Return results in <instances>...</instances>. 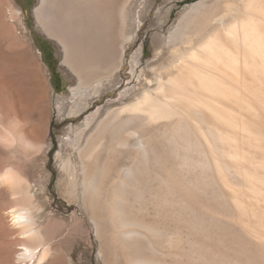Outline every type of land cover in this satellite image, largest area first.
<instances>
[{"label": "rangeland", "instance_id": "rangeland-1", "mask_svg": "<svg viewBox=\"0 0 264 264\" xmlns=\"http://www.w3.org/2000/svg\"><path fill=\"white\" fill-rule=\"evenodd\" d=\"M201 2L215 5L214 0H130L126 34L131 40L124 44L122 66L112 82L103 81L99 88L92 85L87 89L80 88L78 75L65 63L63 44L44 28L38 18L36 9L41 5L40 0H0V175L7 167H12L19 179L11 182L2 181L0 177V264H18L17 255L21 246L27 243L39 247L38 252L44 248L49 252L43 264H126L129 252L113 237L112 207L115 200L112 194L117 187V194L125 190L120 183L122 169L136 164L141 169L139 181L150 173L152 197L166 191L161 180L168 181L172 191L204 218L205 228L214 239L220 235L229 239L232 251L212 241L217 251L247 264H264V230L250 218L245 219L244 214L226 206L220 199L219 187L207 176L203 182L205 193L191 189L179 171L172 136L164 124L136 122L119 137L112 152L109 147L111 139L105 137L92 153L84 159L79 157V147H84L87 138L109 111L131 104L144 92L153 90L159 76L166 78L173 73L170 67L177 52L184 51L192 38L197 41L210 29L204 27L197 32L186 29L195 20L203 18H209L210 24L213 23L212 15L197 14L193 10ZM10 9L23 12L25 30L22 31L20 23L11 19ZM245 97L264 119V97L260 101ZM15 111L20 115L17 114L18 129L26 130L30 139L38 144L36 151L4 139L6 133L3 129L11 122L17 123ZM127 115L125 113L123 117ZM243 115L251 121L259 120L253 115ZM239 135L240 142L247 147L249 160L251 158L247 166L264 168V142L256 145L242 133ZM76 139L79 144L73 146ZM140 143L146 148V154H142ZM192 155L198 157L197 153ZM92 159L100 162L107 174L98 179V193L96 196L91 194L88 201L81 173L84 162L90 163ZM64 160L69 161L68 170L62 166ZM102 164L107 166L102 167ZM239 188L241 192L236 190L244 195L245 203L258 209L251 194L243 192V187ZM148 192L146 196L152 203L153 198ZM126 196L131 199L133 195L127 192ZM149 201L151 215H146V219L156 216L159 222L167 221L174 228L177 223L171 218L168 221L162 215H155L151 206L157 203ZM24 207L31 210L41 239H24L21 230L16 229L10 212ZM181 226L187 225L183 223ZM196 236L202 238L201 234ZM37 261V258L28 259L24 264H37Z\"/></svg>", "mask_w": 264, "mask_h": 264}, {"label": "bare ground", "instance_id": "bare-ground-1", "mask_svg": "<svg viewBox=\"0 0 264 264\" xmlns=\"http://www.w3.org/2000/svg\"><path fill=\"white\" fill-rule=\"evenodd\" d=\"M40 2L36 14L44 28L63 44L65 63L78 75L80 88L88 89L92 85L98 87L103 81L112 82L123 63L124 44L131 40V36L126 34L130 0ZM214 4L201 2L193 7L197 14L212 15L213 23L210 24L209 18H203L202 22L195 20L188 25L186 29L190 32H197L204 27L210 29L199 40L192 38L184 51L177 52L170 67L173 73L166 78L159 76L156 87L144 92L135 102L109 111L87 138L84 147H79V157L84 159L92 153L105 137L111 139L109 147L112 152L119 137L136 122L142 125L164 124L165 130H169L172 136L179 171H182L191 189L205 193L203 182L207 176L219 187L220 199L226 206L240 215L244 214L245 219L250 218L259 229L264 230V191L261 188H264V168L247 166L251 158L249 160L247 147L238 138L242 133L256 145L264 142V119L247 103L245 97L259 101L264 97V0H214ZM20 12L10 9L9 14L18 18ZM125 113L128 115L123 117ZM244 113L259 120H248ZM14 114L17 123L11 122L5 129L2 128L6 133L4 139L18 142L20 147L28 150L37 148L38 144L30 139L27 131L18 129L20 115L16 111ZM78 144L79 139H76L73 146ZM139 148L143 150L142 154L146 152L142 143ZM192 153H197L198 157ZM94 160L93 163L84 162L81 173L84 195L88 201L91 194L96 196L98 193V179L107 174L105 168L100 167L101 163ZM136 165H129V168L125 166L127 169L123 167L125 169H122L120 183L125 190L117 194V187V191L114 190L116 194H112L115 200L112 207L113 237L129 252L126 264H247L214 248L212 241L232 251L229 239L225 240L221 235L214 239L205 228L204 218L189 207L178 193L172 191L168 181L162 179L161 184L166 191L152 197L154 192L150 191V173L143 170L148 177L143 176L139 181L138 172L141 169ZM62 166L68 170L69 161L64 160ZM14 172L12 167H7L0 175L1 180L16 182L19 179ZM239 187L251 194L258 209H252L245 203L244 195L237 191L241 190ZM145 191L151 193L152 203H157L151 206L154 214L162 215L168 221L171 218L177 223L174 228L167 221L159 222L156 216L151 220L146 219L151 209ZM127 192L133 198L130 199V195L127 197ZM10 213L16 229L21 230L22 238L31 241L41 239L42 234L36 228L35 218L29 208L12 209ZM245 216L242 215L243 218ZM183 223L187 226H181ZM196 234H201L202 238ZM39 249L28 243L22 245L17 255L18 264L35 258L37 264H43L49 252L45 248L38 252Z\"/></svg>", "mask_w": 264, "mask_h": 264}, {"label": "built area", "instance_id": "built-area-1", "mask_svg": "<svg viewBox=\"0 0 264 264\" xmlns=\"http://www.w3.org/2000/svg\"><path fill=\"white\" fill-rule=\"evenodd\" d=\"M10 17L14 22L16 21V22L20 23L22 31L25 30V21L23 18V12L22 11L20 12V15L18 18L12 17L11 15H10Z\"/></svg>", "mask_w": 264, "mask_h": 264}]
</instances>
